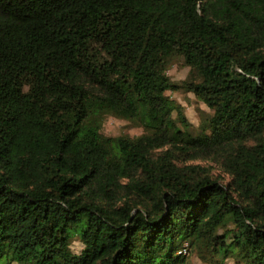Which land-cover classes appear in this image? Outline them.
I'll return each instance as SVG.
<instances>
[{"label":"trees","instance_id":"1","mask_svg":"<svg viewBox=\"0 0 264 264\" xmlns=\"http://www.w3.org/2000/svg\"><path fill=\"white\" fill-rule=\"evenodd\" d=\"M192 253L264 264V0H0V264Z\"/></svg>","mask_w":264,"mask_h":264},{"label":"rangeland","instance_id":"2","mask_svg":"<svg viewBox=\"0 0 264 264\" xmlns=\"http://www.w3.org/2000/svg\"><path fill=\"white\" fill-rule=\"evenodd\" d=\"M189 67L184 64L181 59L174 60L173 64L168 70V75L173 81L179 82L187 77ZM168 94L181 106L187 119L191 122L193 132H197L200 128L201 122L211 114V110L192 93L171 92ZM102 131L107 135L117 136L121 134H129L137 136L143 133V128L134 122L121 119L116 116H107L102 125ZM71 247L75 252H80L83 248L81 241L74 237ZM188 264H206L202 263L193 253L188 259ZM230 264V260L227 262Z\"/></svg>","mask_w":264,"mask_h":264},{"label":"built area","instance_id":"3","mask_svg":"<svg viewBox=\"0 0 264 264\" xmlns=\"http://www.w3.org/2000/svg\"><path fill=\"white\" fill-rule=\"evenodd\" d=\"M180 253H183L185 255L189 254V247L188 244L186 243L184 247L180 250Z\"/></svg>","mask_w":264,"mask_h":264},{"label":"crops","instance_id":"4","mask_svg":"<svg viewBox=\"0 0 264 264\" xmlns=\"http://www.w3.org/2000/svg\"><path fill=\"white\" fill-rule=\"evenodd\" d=\"M230 264H235V263H233L232 261H230Z\"/></svg>","mask_w":264,"mask_h":264}]
</instances>
